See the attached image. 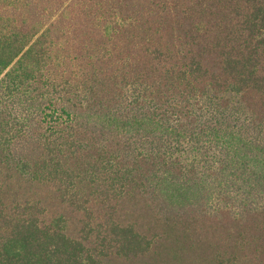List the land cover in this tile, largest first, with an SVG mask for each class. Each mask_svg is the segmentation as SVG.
Masks as SVG:
<instances>
[{"label":"trees","instance_id":"trees-1","mask_svg":"<svg viewBox=\"0 0 264 264\" xmlns=\"http://www.w3.org/2000/svg\"><path fill=\"white\" fill-rule=\"evenodd\" d=\"M32 1L0 0V264L127 259L129 204L159 228H225L219 262L245 240L264 259V0H171L177 50L146 35L144 64L84 55L20 18ZM58 204L110 229L70 237Z\"/></svg>","mask_w":264,"mask_h":264},{"label":"rangeland","instance_id":"rangeland-1","mask_svg":"<svg viewBox=\"0 0 264 264\" xmlns=\"http://www.w3.org/2000/svg\"><path fill=\"white\" fill-rule=\"evenodd\" d=\"M167 1L33 0V3L31 2L24 11H20L19 16L28 23L42 20L46 25L53 24L58 33L64 32V36L62 35L63 40H66V36H69L75 39V41L80 42L83 45V48H80V50L81 53L84 52V55L91 54L95 56L97 53H102L101 51H107L104 55L109 53L114 54V56L120 54L123 58L131 61L132 55L137 52L139 56H142L144 64V37L146 35L156 37L155 41L160 43V45L164 41L166 42L168 38H171L174 47L170 46L169 43L167 46L163 44L162 47H165L167 52L175 51V48L177 50V38L173 29L175 25L172 23L175 21L170 20L169 15L171 13L166 12L167 8L173 12V1ZM177 4H179L178 0ZM105 23L122 26L124 37H121L122 30H117L118 35L117 37L114 36L113 44L100 42V38L107 39V35L104 33ZM65 28L68 29L65 31ZM80 28L85 29L81 31ZM106 44L109 46H106ZM163 51L160 48L159 53ZM74 52L72 47L71 53L74 54ZM77 68L79 66L76 67V70ZM33 189L35 188L33 187ZM58 205L61 208L55 211H61L64 208L62 204ZM64 209L63 213L67 219V226L64 229L70 237H77V232L87 234L89 233L88 230L110 229L101 226H99L101 228L95 227V224L91 222L95 214L93 211L90 221H82L79 211L72 212L66 208ZM125 209L127 213L126 219L134 220L132 222L134 228L128 229H133L134 232L141 234L140 242L142 246L135 253L132 252L133 255L128 256L127 259H109L104 264H264L260 251L255 249V245L249 243L248 240H245L247 245L238 243V248L227 251V258L226 255L223 256L227 260L228 258H232L231 260L225 261L223 259L224 262H219V260L215 259L217 254L212 259L210 255L218 252V240L224 245L221 235L225 228L198 226L194 228H180L175 226V224L170 227L163 224L164 228H159V225L162 224L160 222L161 219H159L160 216L154 219L155 217L153 218L150 212H144V207H140L139 204H129V207L126 205ZM46 210L47 213H50L47 208ZM120 215L124 219V208L120 212ZM46 217L49 218V215L47 214ZM82 222L86 224V228L79 226V223L82 224ZM122 222L124 221L121 220V224H123ZM119 229L121 228H116L118 235L123 233ZM144 232L148 233V239L151 241L147 245V250H144ZM175 238L177 239L176 245L173 242Z\"/></svg>","mask_w":264,"mask_h":264}]
</instances>
